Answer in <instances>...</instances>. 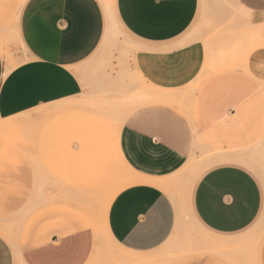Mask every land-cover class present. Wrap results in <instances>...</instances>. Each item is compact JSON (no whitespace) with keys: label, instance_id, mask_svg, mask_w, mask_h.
<instances>
[{"label":"crops","instance_id":"1","mask_svg":"<svg viewBox=\"0 0 264 264\" xmlns=\"http://www.w3.org/2000/svg\"><path fill=\"white\" fill-rule=\"evenodd\" d=\"M230 3L241 32L264 30V0ZM16 4L0 0V264H107L116 251L121 264H157L181 207L170 179L204 150L219 155L183 198L203 239L223 247L254 225L264 213V40L209 51L226 36L208 33L228 18L214 0ZM114 25L131 40L122 66L106 59ZM109 163L127 175L96 215L85 188ZM99 220L117 246L104 262ZM175 264L222 263L191 254Z\"/></svg>","mask_w":264,"mask_h":264},{"label":"rangeland","instance_id":"2","mask_svg":"<svg viewBox=\"0 0 264 264\" xmlns=\"http://www.w3.org/2000/svg\"><path fill=\"white\" fill-rule=\"evenodd\" d=\"M23 2L24 0H20V4H16L18 10L22 7ZM214 2L219 6L217 16L220 17L227 11L226 17L228 18L224 23L212 27L211 31L208 33V41L216 38L221 30L224 31L222 34H224L226 38L223 42H218L214 47L209 48V51L216 52L218 56H225L233 52H239L244 49L247 44H252L251 41H253L254 44H259V40H264L263 29L252 30V32L246 34L247 36L240 31L239 22L237 20L240 13L234 9L230 0H214ZM109 35L107 36L109 38L105 45L107 50L106 54L108 55L106 59L108 62L112 59L117 60L118 66H122L123 63L127 64L132 54V48L129 45L131 40L117 25L111 27ZM113 54H117L116 58H113ZM17 139L15 135L8 138V140H11L12 144L16 143ZM4 140L5 138L2 137L0 133V146ZM218 155L219 153L216 151L204 150L199 156L191 157L187 166L175 177L170 179L171 195L174 202H177L178 205L181 204V207H179L178 211L179 216L174 236L170 243L156 257V259L160 260L157 264H175L181 257L191 254L213 256L220 260L222 264H258L259 252L264 240V213L248 231L241 235L227 238L226 245L220 249H213V251H210L204 249L206 244L203 239L206 238L209 233L195 225L190 211L187 210L185 200L183 199L187 192V187L192 185L196 177L208 167L209 163L207 160L212 164ZM123 175H127L125 168H122L120 165L118 166L116 163H109L107 170L102 174L100 179L101 183H94L86 186L85 189H90L87 192L91 196L87 203H91L96 215H98L97 210H99V208L101 209L102 203L105 201L103 195L105 190L108 189L109 186L117 187L115 181L119 180ZM99 222V242L95 254H98L97 257L99 262H104L108 251H112L115 247L117 248V246L110 242L106 233L101 229L102 222L100 220ZM111 254L123 253L116 251Z\"/></svg>","mask_w":264,"mask_h":264},{"label":"bare ground","instance_id":"3","mask_svg":"<svg viewBox=\"0 0 264 264\" xmlns=\"http://www.w3.org/2000/svg\"><path fill=\"white\" fill-rule=\"evenodd\" d=\"M102 1H103L104 5L107 7L108 0H102ZM252 29L253 30H257V27L253 26ZM125 180H126V178H125ZM143 182L144 183H148V182H145L144 179H142L140 177H134L131 180L132 184H138V183H143ZM150 183H152V181H150ZM188 188H190V185H189V187H187V189ZM204 240H205V244H206V247L204 249H206V250L220 249L222 247V246H219L217 243L210 242V241H208L206 239H204ZM95 253L96 252L94 251V254ZM109 256L110 257H109V260H108L107 264H121L122 262H124L126 260V256L124 254H111Z\"/></svg>","mask_w":264,"mask_h":264}]
</instances>
